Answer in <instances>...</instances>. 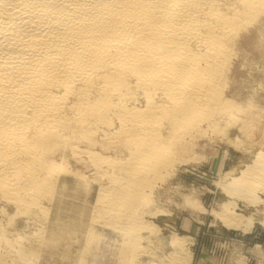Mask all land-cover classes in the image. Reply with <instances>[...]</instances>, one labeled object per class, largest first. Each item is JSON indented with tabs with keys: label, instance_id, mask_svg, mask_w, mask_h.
<instances>
[{
	"label": "bare ground",
	"instance_id": "obj_1",
	"mask_svg": "<svg viewBox=\"0 0 264 264\" xmlns=\"http://www.w3.org/2000/svg\"><path fill=\"white\" fill-rule=\"evenodd\" d=\"M262 19L264 0H0V203L24 215L46 213L41 201L62 172L56 159L66 156L87 160L96 173L103 166L112 172L106 176L112 187L100 194L112 212L121 198L152 191L172 168L175 145L232 117L221 86L226 66L239 32ZM100 135L101 147L119 146L129 160L81 150L99 146ZM252 181L264 182V152L231 187L224 185L264 208ZM228 206L216 218L238 230L242 217ZM252 224L250 218L244 227ZM179 241L170 245L183 253ZM186 255L170 260L189 264Z\"/></svg>",
	"mask_w": 264,
	"mask_h": 264
},
{
	"label": "rangeland",
	"instance_id": "obj_2",
	"mask_svg": "<svg viewBox=\"0 0 264 264\" xmlns=\"http://www.w3.org/2000/svg\"><path fill=\"white\" fill-rule=\"evenodd\" d=\"M233 47L221 85L225 103L234 107L231 118L230 115L218 121L217 129L205 130L207 135L197 133L187 138L183 146L175 145L170 154L175 162L158 177L162 182L156 179L157 183L154 181L150 188L152 191H144L142 198L130 194V199L134 197L132 202L136 198L133 203L129 198L126 201L120 197L122 201H117L119 206L116 205L113 212L106 202L100 201L101 195L112 187L106 177L112 172L106 166L102 172L96 173L87 160L84 165L73 159L70 161L67 156L61 157L62 162L60 158L56 159L55 163L60 165L62 172L49 199L41 201L46 213L28 212L29 215H24L25 212L16 211L10 204L0 203V237L4 238L0 255L4 259L0 258L4 264L23 263L21 260L26 259L30 250L26 259L28 264H174L170 259L177 253L183 258H187L188 253L191 257L189 264L198 261L206 264L213 261L216 264H264V217H261L264 208L224 187H231L230 182L233 183V179L264 152V19L243 28ZM227 122L229 125L225 124ZM96 142L99 146L95 149L86 145L79 147L83 151L95 150L101 158L110 161L129 160L128 152L119 146H107L108 150L106 146L101 147L102 135L96 137ZM105 171L109 174L105 175ZM77 172L78 176L75 175ZM260 183L264 184L251 182L257 188L261 186L258 188L260 192L256 188L255 196L264 200V193H261L264 185ZM146 195L147 200L143 199ZM98 200L100 204H97ZM231 203L234 209L237 208L234 210L235 219L244 218L238 219L241 220L238 230L230 225L224 226L216 218L224 212L223 205L233 207ZM120 205L124 206L123 212ZM120 213H125L124 216L121 214L123 219ZM247 218L253 220L252 227H244ZM127 230L137 236L133 242L126 236ZM177 238L185 245L183 253L170 245ZM129 254L134 257L133 261Z\"/></svg>",
	"mask_w": 264,
	"mask_h": 264
},
{
	"label": "crops",
	"instance_id": "obj_3",
	"mask_svg": "<svg viewBox=\"0 0 264 264\" xmlns=\"http://www.w3.org/2000/svg\"><path fill=\"white\" fill-rule=\"evenodd\" d=\"M197 264H206L205 262L203 263L202 261H198V263ZM212 264H216V262L215 261H213V263Z\"/></svg>",
	"mask_w": 264,
	"mask_h": 264
}]
</instances>
